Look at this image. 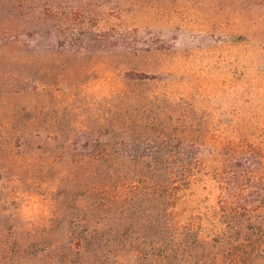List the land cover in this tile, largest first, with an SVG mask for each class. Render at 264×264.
<instances>
[{
	"label": "rangeland",
	"instance_id": "obj_1",
	"mask_svg": "<svg viewBox=\"0 0 264 264\" xmlns=\"http://www.w3.org/2000/svg\"><path fill=\"white\" fill-rule=\"evenodd\" d=\"M67 1L38 11L42 34L0 31V264L72 263L93 214L151 187L150 164L189 172L174 227L133 214L105 231L108 260L166 264L186 226L220 231L238 165L264 168V0Z\"/></svg>",
	"mask_w": 264,
	"mask_h": 264
},
{
	"label": "trees",
	"instance_id": "obj_2",
	"mask_svg": "<svg viewBox=\"0 0 264 264\" xmlns=\"http://www.w3.org/2000/svg\"><path fill=\"white\" fill-rule=\"evenodd\" d=\"M67 3V0H0V31L3 33L13 31L29 21V24L35 30L38 27V33L42 34L40 29L44 25L32 22L36 20L38 11L42 9L53 12L55 8H59L58 5ZM18 9L28 10V16L19 15L21 11ZM14 19L16 22H13ZM70 30V27H65L61 34L70 35ZM63 40L66 41L65 36ZM179 153L185 154L184 151ZM186 169L185 167L161 169L152 164L137 168L139 179L151 180V187L145 190L139 187L136 197L125 202L126 208L119 209L111 205L101 216L96 217L93 214L89 220L92 226L80 233L77 238L78 242L71 253L73 261L72 263L70 261V264H121L108 260L110 241L108 243L105 241L107 240L105 231L111 230L108 239L110 240V237L115 239L118 229L130 225L129 222L133 221V214L139 220L145 221V218H148L149 228L154 231L171 230L174 226L168 221L171 216L169 209L174 207L177 193L187 181L189 172ZM252 169L253 167L249 165H238V170L232 172L231 176L235 180L234 191L230 188L233 183L227 187V191L232 192L228 194L231 200L227 198L218 206L223 222L220 231L207 240L199 238L194 225L186 226L184 232L180 234V242L167 249L164 260L166 264H264V172H262L264 168ZM177 227H181L175 226L176 230H180ZM183 243L191 246L194 255L183 250ZM179 257H183L182 262ZM172 259L176 261L173 262Z\"/></svg>",
	"mask_w": 264,
	"mask_h": 264
}]
</instances>
